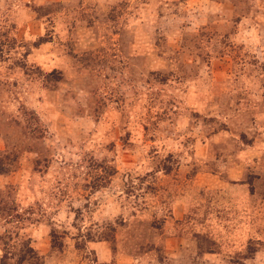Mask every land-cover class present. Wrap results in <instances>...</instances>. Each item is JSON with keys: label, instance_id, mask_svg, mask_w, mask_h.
I'll use <instances>...</instances> for the list:
<instances>
[{"label": "rangeland", "instance_id": "rangeland-1", "mask_svg": "<svg viewBox=\"0 0 264 264\" xmlns=\"http://www.w3.org/2000/svg\"><path fill=\"white\" fill-rule=\"evenodd\" d=\"M0 264H264V0H0Z\"/></svg>", "mask_w": 264, "mask_h": 264}]
</instances>
